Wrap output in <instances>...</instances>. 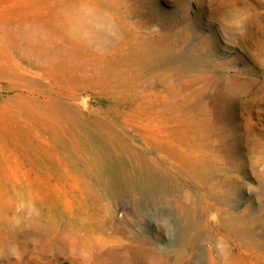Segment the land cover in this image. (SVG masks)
<instances>
[{
	"label": "rangeland",
	"instance_id": "374dc122",
	"mask_svg": "<svg viewBox=\"0 0 264 264\" xmlns=\"http://www.w3.org/2000/svg\"><path fill=\"white\" fill-rule=\"evenodd\" d=\"M249 240L264 0H0V264H264Z\"/></svg>",
	"mask_w": 264,
	"mask_h": 264
},
{
	"label": "bare ground",
	"instance_id": "6f19581e",
	"mask_svg": "<svg viewBox=\"0 0 264 264\" xmlns=\"http://www.w3.org/2000/svg\"><path fill=\"white\" fill-rule=\"evenodd\" d=\"M217 210L218 209H216V211ZM224 213L225 215L221 216L219 219L220 222L224 224V226H226V228L230 232H232L234 236H238L239 237V238L237 237L238 239H242L245 236L246 231H249L251 235V231H252V228H254L255 221L259 217L257 216L258 214L251 215V213H249L248 208L246 209V213H247L246 215L245 214L238 215L229 210H224ZM247 245H248V248L251 250V252H254L258 256L264 252V250L263 252L261 251V247L262 245H264V242L258 243L255 240H249Z\"/></svg>",
	"mask_w": 264,
	"mask_h": 264
}]
</instances>
